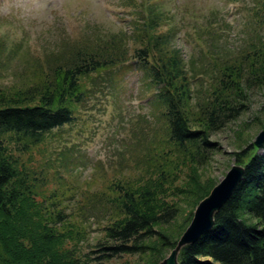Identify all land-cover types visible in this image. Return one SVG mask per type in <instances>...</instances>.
Masks as SVG:
<instances>
[{
    "label": "trees",
    "instance_id": "1",
    "mask_svg": "<svg viewBox=\"0 0 264 264\" xmlns=\"http://www.w3.org/2000/svg\"><path fill=\"white\" fill-rule=\"evenodd\" d=\"M145 9L133 25L132 40L140 46L132 59L149 79L154 123L132 134L115 171L103 174L101 191L93 190L79 208L82 216L54 199L57 190L48 194L46 173L24 157L74 121L88 82L126 63L131 49L124 34L70 40L39 64L30 83L0 84V264H94L90 255L96 254V262L147 255L159 264L218 184L205 178L219 151L212 135L247 110L252 84L264 88V39L237 50L228 46L225 56L208 48L220 37L207 26L200 38L204 60L201 67L192 60L190 67L160 32L163 14ZM258 151L249 142L232 153L244 177L216 213L214 228L181 251L179 264H264V154ZM86 208L105 222L104 239L91 252Z\"/></svg>",
    "mask_w": 264,
    "mask_h": 264
},
{
    "label": "rangeland",
    "instance_id": "2",
    "mask_svg": "<svg viewBox=\"0 0 264 264\" xmlns=\"http://www.w3.org/2000/svg\"><path fill=\"white\" fill-rule=\"evenodd\" d=\"M148 7L163 14L160 32L169 35L171 46L181 50L190 67L192 60L195 67H201L200 61L204 60L200 58V38L207 26L220 37L207 47L225 56L230 54L228 46L237 50L264 39V0H0V84L4 86L30 83L40 70L39 64L45 65L70 40L124 34L123 41L128 43L125 48L131 49L122 67L93 76L95 79L88 82L87 99L75 107L74 121L54 130L31 156L24 157L35 164V171L46 173L48 194L57 190L54 199L60 198L64 206L73 209L67 211L79 217L83 215L79 208L91 198V192L101 191L103 174L115 171L119 153L130 144L132 134L147 129L144 126L151 121L153 106L149 101L153 91L147 87L149 79L132 59L135 46H140L139 39L136 44L132 40L133 25L140 8L145 11ZM245 104L247 110L237 120L212 135L219 151L213 155L205 178L219 183L235 164L232 153L240 145L244 148L254 143L263 130L264 88L252 84ZM153 123L152 119L150 127ZM12 146L17 148L14 143ZM258 154H264V149ZM84 212L89 240L86 247L91 252L104 239L105 222L89 208ZM90 256L94 264H152L147 255H125L103 262L95 261L99 254Z\"/></svg>",
    "mask_w": 264,
    "mask_h": 264
},
{
    "label": "water",
    "instance_id": "3",
    "mask_svg": "<svg viewBox=\"0 0 264 264\" xmlns=\"http://www.w3.org/2000/svg\"><path fill=\"white\" fill-rule=\"evenodd\" d=\"M264 145V129L259 132L254 140V146L262 149ZM245 173V168L234 164L226 176L212 189L209 196L197 206L193 219L185 232L180 237L176 247L159 264H179L181 251L195 244L201 236L210 232L215 226V216L230 200Z\"/></svg>",
    "mask_w": 264,
    "mask_h": 264
},
{
    "label": "bare ground",
    "instance_id": "4",
    "mask_svg": "<svg viewBox=\"0 0 264 264\" xmlns=\"http://www.w3.org/2000/svg\"><path fill=\"white\" fill-rule=\"evenodd\" d=\"M194 215V214H193ZM193 215H192V218H193ZM186 248V247H185Z\"/></svg>",
    "mask_w": 264,
    "mask_h": 264
}]
</instances>
